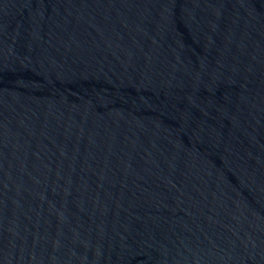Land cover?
<instances>
[{
    "label": "water",
    "instance_id": "95a60500",
    "mask_svg": "<svg viewBox=\"0 0 264 264\" xmlns=\"http://www.w3.org/2000/svg\"><path fill=\"white\" fill-rule=\"evenodd\" d=\"M0 264H264V0H0Z\"/></svg>",
    "mask_w": 264,
    "mask_h": 264
}]
</instances>
